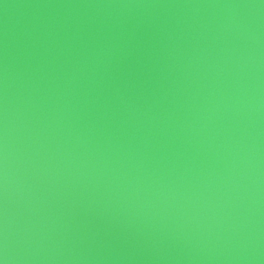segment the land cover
<instances>
[{
  "label": "water",
  "instance_id": "1",
  "mask_svg": "<svg viewBox=\"0 0 264 264\" xmlns=\"http://www.w3.org/2000/svg\"><path fill=\"white\" fill-rule=\"evenodd\" d=\"M0 264H264V0H0Z\"/></svg>",
  "mask_w": 264,
  "mask_h": 264
}]
</instances>
